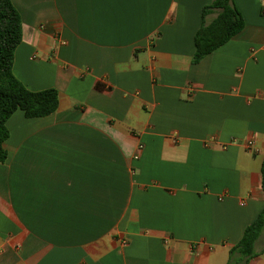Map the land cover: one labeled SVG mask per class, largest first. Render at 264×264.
I'll return each instance as SVG.
<instances>
[{"label": "crops", "instance_id": "obj_1", "mask_svg": "<svg viewBox=\"0 0 264 264\" xmlns=\"http://www.w3.org/2000/svg\"><path fill=\"white\" fill-rule=\"evenodd\" d=\"M11 1L13 74L59 104L7 119L0 264H264V229L235 249L264 207V0L198 63L213 0Z\"/></svg>", "mask_w": 264, "mask_h": 264}, {"label": "trees", "instance_id": "obj_2", "mask_svg": "<svg viewBox=\"0 0 264 264\" xmlns=\"http://www.w3.org/2000/svg\"><path fill=\"white\" fill-rule=\"evenodd\" d=\"M216 13L210 21L207 16ZM244 26V20L234 0H213L201 9V24L194 34L192 63H198L206 55L227 42ZM21 42V18L11 0H0V163L7 152L3 146L9 136L7 119L20 109L27 118L43 117L53 113L59 104L55 88L27 89L13 74V59ZM262 190L264 196V155L261 163ZM264 229V207L248 224L235 249L244 256L254 254V242Z\"/></svg>", "mask_w": 264, "mask_h": 264}, {"label": "built area", "instance_id": "obj_3", "mask_svg": "<svg viewBox=\"0 0 264 264\" xmlns=\"http://www.w3.org/2000/svg\"><path fill=\"white\" fill-rule=\"evenodd\" d=\"M244 146H245L246 149H248V150H252V148H254L253 141H252V140H248V141H246V142L244 143ZM253 150L257 151V149H255V148H254ZM240 203H241V202H240Z\"/></svg>", "mask_w": 264, "mask_h": 264}]
</instances>
